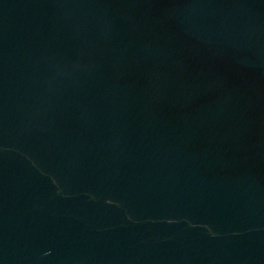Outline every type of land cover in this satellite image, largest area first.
<instances>
[{
    "label": "water",
    "instance_id": "1",
    "mask_svg": "<svg viewBox=\"0 0 264 264\" xmlns=\"http://www.w3.org/2000/svg\"><path fill=\"white\" fill-rule=\"evenodd\" d=\"M0 264H264V0H0Z\"/></svg>",
    "mask_w": 264,
    "mask_h": 264
}]
</instances>
